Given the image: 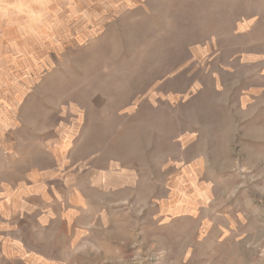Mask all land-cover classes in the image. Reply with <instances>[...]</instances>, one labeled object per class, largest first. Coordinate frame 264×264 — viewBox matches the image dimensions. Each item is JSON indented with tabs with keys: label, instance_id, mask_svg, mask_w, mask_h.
I'll return each mask as SVG.
<instances>
[{
	"label": "rangeland",
	"instance_id": "rangeland-1",
	"mask_svg": "<svg viewBox=\"0 0 264 264\" xmlns=\"http://www.w3.org/2000/svg\"><path fill=\"white\" fill-rule=\"evenodd\" d=\"M0 264H264V0H0Z\"/></svg>",
	"mask_w": 264,
	"mask_h": 264
}]
</instances>
